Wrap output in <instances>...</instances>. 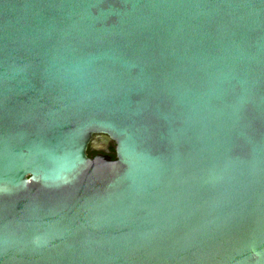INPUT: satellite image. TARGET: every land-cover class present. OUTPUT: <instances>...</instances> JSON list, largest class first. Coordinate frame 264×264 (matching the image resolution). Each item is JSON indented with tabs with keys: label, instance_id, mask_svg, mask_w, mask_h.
Wrapping results in <instances>:
<instances>
[{
	"label": "water",
	"instance_id": "water-1",
	"mask_svg": "<svg viewBox=\"0 0 264 264\" xmlns=\"http://www.w3.org/2000/svg\"><path fill=\"white\" fill-rule=\"evenodd\" d=\"M0 264H264V0H0Z\"/></svg>",
	"mask_w": 264,
	"mask_h": 264
},
{
	"label": "flooded vegetation",
	"instance_id": "flooded-vegetation-1",
	"mask_svg": "<svg viewBox=\"0 0 264 264\" xmlns=\"http://www.w3.org/2000/svg\"><path fill=\"white\" fill-rule=\"evenodd\" d=\"M111 147V145H109V148ZM101 152H99V151H93V150H90L88 147H87V149H86V155H87V157H93V156H95L96 154H100Z\"/></svg>",
	"mask_w": 264,
	"mask_h": 264
},
{
	"label": "trees",
	"instance_id": "trees-1",
	"mask_svg": "<svg viewBox=\"0 0 264 264\" xmlns=\"http://www.w3.org/2000/svg\"><path fill=\"white\" fill-rule=\"evenodd\" d=\"M109 151H110V157L113 159L114 158V156H113V146H111L110 148H109Z\"/></svg>",
	"mask_w": 264,
	"mask_h": 264
},
{
	"label": "rangeland",
	"instance_id": "rangeland-1",
	"mask_svg": "<svg viewBox=\"0 0 264 264\" xmlns=\"http://www.w3.org/2000/svg\"><path fill=\"white\" fill-rule=\"evenodd\" d=\"M109 145L113 146V144H109Z\"/></svg>",
	"mask_w": 264,
	"mask_h": 264
}]
</instances>
